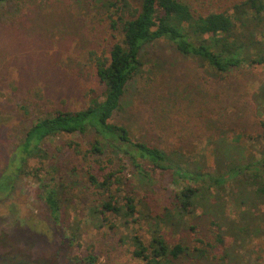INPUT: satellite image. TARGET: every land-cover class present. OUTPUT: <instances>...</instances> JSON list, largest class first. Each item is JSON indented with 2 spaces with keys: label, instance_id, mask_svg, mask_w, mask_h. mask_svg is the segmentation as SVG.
Here are the masks:
<instances>
[{
  "label": "rangeland",
  "instance_id": "obj_1",
  "mask_svg": "<svg viewBox=\"0 0 264 264\" xmlns=\"http://www.w3.org/2000/svg\"><path fill=\"white\" fill-rule=\"evenodd\" d=\"M140 1L134 0L136 5ZM182 1L196 14L206 15L232 14L234 6L244 0ZM119 38L101 4L92 0H10L0 4V176L19 139L38 116L81 110L88 105L89 93L102 94L91 54L108 55ZM142 55V72L129 84L123 109L114 119L134 138L197 156L207 148L215 127L227 130V137L240 133L256 137L261 132L254 95L264 82V64L215 79L164 39L147 44ZM93 137L89 133L83 140ZM69 138L56 139L48 144L44 158L27 163L31 170L44 167L40 172L44 183L61 184V219L57 222L51 216L40 197L42 183L33 176L17 175L13 191L0 198V257L16 255L32 264L39 260L146 264L133 256L132 237L150 242L149 216L125 224L122 217L108 215V222L99 225L90 214L97 202L87 183V170L65 147ZM134 173L131 167L126 171L125 192L142 200L152 216L164 214L174 203L170 174L144 177ZM209 222L201 216L191 224L196 231H168L167 239L200 247L196 241L208 235ZM211 256L184 257L181 262L214 264Z\"/></svg>",
  "mask_w": 264,
  "mask_h": 264
},
{
  "label": "trees",
  "instance_id": "obj_2",
  "mask_svg": "<svg viewBox=\"0 0 264 264\" xmlns=\"http://www.w3.org/2000/svg\"><path fill=\"white\" fill-rule=\"evenodd\" d=\"M9 1L0 0V4ZM92 1L101 4L111 29L120 34L108 55L91 54L103 92L89 93L88 105L81 110L47 112L33 121L0 176V198L13 191L17 175L33 176L42 183L40 197L58 222L64 202L61 184L44 183L40 173L44 167L31 170L27 163L44 158L48 144L70 136L65 147L86 168L87 183L97 202L90 208L92 218L102 226L108 215L122 217L125 224L149 216L152 237L147 244L138 235L132 237L135 258L146 264H184V257L204 259L212 255L214 264H262L264 82L254 95L261 121L259 135L227 137V130L215 127L207 148L197 156L136 139L114 119L123 109L129 84L142 72V52L149 43L167 40L215 79L264 64V0H244L234 6L232 14L206 15L196 14L182 0H141L139 5L134 0ZM23 109L29 112L28 107ZM89 133L94 137L84 139L86 143L83 138ZM129 167L144 177L157 172L170 174L174 203L164 214L152 216L142 200L125 192ZM201 216L210 222L208 235L196 241L200 247L180 239L168 241V231H196L191 224Z\"/></svg>",
  "mask_w": 264,
  "mask_h": 264
},
{
  "label": "flooded vegetation",
  "instance_id": "obj_3",
  "mask_svg": "<svg viewBox=\"0 0 264 264\" xmlns=\"http://www.w3.org/2000/svg\"><path fill=\"white\" fill-rule=\"evenodd\" d=\"M0 264H32L30 260L25 259L24 257H18L16 255H4L0 258ZM34 264H54L53 262L48 261H38Z\"/></svg>",
  "mask_w": 264,
  "mask_h": 264
}]
</instances>
